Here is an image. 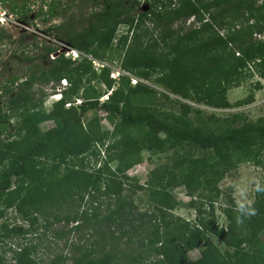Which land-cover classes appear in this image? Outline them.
Segmentation results:
<instances>
[{"label":"trees","instance_id":"obj_1","mask_svg":"<svg viewBox=\"0 0 264 264\" xmlns=\"http://www.w3.org/2000/svg\"><path fill=\"white\" fill-rule=\"evenodd\" d=\"M69 1L86 3L80 10H90L86 24L77 28L63 20L50 25L48 31L58 32L61 41L81 53L80 59L61 54L49 59L47 67L33 65L22 76L14 71L0 82V220L6 218L0 225V264H8L5 245L39 230L37 216L48 209L46 216L53 220L44 222V228L51 232L50 239H66L64 250H79L80 255L57 254L45 262L35 257V244L18 243L19 248L12 249L15 264H66L70 260L72 264H116L118 252L127 258L123 264H264V185L257 187L251 204L244 206L224 196L220 188L241 164L262 165L264 116L256 120L241 113L211 116L195 124L187 105L178 101L185 110L163 112L152 88L131 86L130 78L123 75L118 80L111 78L108 67L97 73L93 65V60L106 62L110 52L121 51L123 71L145 80L155 77L182 99L229 107L228 89L255 74L264 79V40L260 38L264 0ZM143 2L148 9L137 14ZM68 8L62 9L61 0H42L37 13L49 21ZM29 10L26 6L12 8L21 17ZM190 18L194 21L187 26ZM148 22L154 26L152 36L158 32L151 45L141 41L147 36L143 27ZM176 22L179 26L173 28ZM123 23L129 28L114 44ZM5 42L16 43L0 28V46ZM18 44V50L10 51L12 59L20 54L24 39ZM41 49L38 59L60 47L44 45ZM25 53H21L24 61L32 63L34 58ZM64 79L69 87L46 112V86L56 84L57 88ZM93 82L117 87L101 103L108 90L99 91ZM82 83L87 86L80 95ZM80 96L81 104L76 105ZM165 99L170 97L165 95ZM240 104L244 101L236 105ZM100 111L106 113L112 130L101 126ZM44 121L55 126L42 131L38 126ZM147 131L154 136L148 137ZM108 140L112 143L107 145ZM99 143L107 148H97ZM143 150L169 156V162L149 172L145 184L126 175L142 159ZM88 152L101 157L100 168L88 172L70 166L72 159ZM112 160L119 162L117 169L111 170ZM178 188H184L188 203L177 199L174 191ZM143 190L148 192L152 211L140 210L134 202ZM85 203L89 206L82 209ZM216 203L223 206V226L215 215ZM182 205L195 210L194 221L174 214ZM10 210L15 211L11 219ZM17 219L28 221L29 228L14 225ZM92 219L104 223L105 229L96 227ZM61 223L62 228H54ZM91 226L100 235L96 240L84 232ZM131 244H137L136 249L127 255ZM193 250L200 253L195 260L189 256Z\"/></svg>","mask_w":264,"mask_h":264},{"label":"rangeland","instance_id":"obj_2","mask_svg":"<svg viewBox=\"0 0 264 264\" xmlns=\"http://www.w3.org/2000/svg\"><path fill=\"white\" fill-rule=\"evenodd\" d=\"M50 1V0H47ZM68 3H71L72 6H68ZM86 3L81 4V2H70L69 0H61L62 9H67L65 12L62 13V15L59 18H54L52 20L47 19V16H39L37 11L39 7L42 5V0H7L4 2H0V28H3L7 31L8 34L12 36V39L16 41L15 44H11L9 42H5L4 45L0 46V82H3L4 79H9L12 75V73L18 72L20 73V76L25 75L28 71L29 67H36V66H42L47 67L49 66V59L55 58V53L52 54L49 57H44L42 59H38L39 53L42 51L41 47L44 45H54L60 47V52L65 51L64 55L67 58H70L72 60L80 59L81 53L77 51H71L69 52L68 48L69 46L67 43L61 41L58 36V32H51L48 31V28L52 24H59L63 20L67 22L68 24L74 25L77 28H80L82 25V22L86 24L88 13L90 12L89 9L85 8L84 11L82 10ZM17 5L20 7H28L29 13L27 16H22L21 14L16 15L15 12L12 11V8ZM92 5V2L88 4V6ZM148 5L146 3H142L141 6L136 11L137 14L139 11L147 10ZM16 11V9H15ZM86 13V14H85ZM194 19L190 18L188 22L186 23L187 26L192 25ZM179 26V22H176V24L173 26V28H177ZM153 24L148 22L143 27V33L147 32V36H143L141 38V41L146 42L145 45H151L153 42V39L157 37L158 32H155V35H153ZM129 28V25L126 23L121 24L118 27V31L116 33L114 44L117 42L116 40L119 38V36L127 31ZM140 32V31H139ZM138 32V33H139ZM153 32V33H152ZM136 34L134 35V37ZM133 37V38H134ZM137 37V36H136ZM260 37V36H259ZM24 39V44L22 45L20 49V54H17V57L15 59H12L10 56V51L12 50H18L21 44H18L21 39ZM139 38V37H138ZM264 40V32L260 37ZM133 40V39H132ZM8 41V39H6ZM162 44V43H160ZM35 45L38 47L36 48ZM159 46V44H158ZM26 52L27 56L33 57L34 61L31 63L29 61H24V57H22L21 53ZM114 52V51H113ZM25 53V54H26ZM124 52L116 51L114 53L110 52L109 54V60L106 62H100L97 60H93V65L97 73L101 72L102 67H108L110 69V77H115L116 80L119 79L121 75L130 78V85L136 86L137 84H143L150 88H152L157 95L155 100L157 104L159 105L161 111L163 112H173L178 114L183 109L181 108L182 105H187L189 107V119L195 124L199 123L200 120L208 121L209 117L214 116L218 118H226L227 116L231 114H243L248 119L256 120L259 117L264 116V79L260 78L257 74H255L253 77L247 78L246 81H244L240 86L233 87L231 89H228L226 92V99L230 103L229 107L226 108H214L210 107L208 105H204L202 103H196L190 100L182 99L179 96L171 93L169 90H166L164 86L159 84L155 77H152L149 80L142 79L140 77H137L134 74L125 72L121 69L120 64L121 60L123 58ZM23 59V60H22ZM113 75V76H112ZM260 83L259 85L257 83ZM68 83V81H67ZM53 84H50L49 86H46L45 92L48 94L45 102H44V110L46 112L51 111L53 104L62 96L60 94V89L63 87V82H60L59 85L54 84V87L51 86ZM70 84L66 86L69 87ZM94 87L98 89L99 91H103L105 93L106 90H108L102 97L101 100H106L107 95L117 87L115 85L112 89L107 88L104 84L93 82ZM61 86V88H60ZM85 83H82L79 85L80 90L78 91L79 94L83 93L82 89L83 87H86ZM165 95L169 96L170 99H165ZM4 99V98H3ZM248 99L250 101H248ZM82 98L81 96L76 100V105L81 104ZM178 101L181 104H178ZM244 101V104L236 105L238 102ZM1 104V101H0ZM94 113H90L89 116H92ZM98 117L102 119L101 126L112 130V126L109 124L107 119L105 118V112L100 111L98 112ZM55 124L52 121H44L39 124V129L42 131H46L52 127H54ZM146 135L148 137H153L154 133L147 131ZM115 140V139H113ZM112 141L105 142V144H111ZM104 144V145H105ZM98 147H102L103 149H106V145L103 146V144L99 143L97 145ZM85 155L82 157L74 158L70 162V166L75 165L76 167H82L88 172H93L95 169L100 168L102 166V159L101 157H94L93 155ZM169 162V156L163 155V154H154L151 152H148L146 150L142 151V159L139 161V163H136L132 168H130L127 172L131 179L138 180L141 184H145L147 181L149 172L156 166L161 165L163 163ZM119 166V162L117 160H112L110 163L111 170L117 169ZM127 183H132L131 180L127 181ZM264 185V155L262 157V165H255L253 163H244L238 166L236 171L232 176L226 177L221 183L220 188L224 193V196L228 197L229 199H233L235 203H237L240 206L249 205L251 204L253 197L255 195V191L259 185ZM125 191L123 192V194ZM175 196L179 201H182V203H188L190 201V197L186 194L184 188H178L174 191ZM106 201H109L106 197ZM111 201H114L115 198H111ZM135 204L139 207L140 210H146V211H152L153 207L151 203L148 201V192L146 190H143L139 192L135 198H134ZM89 205L88 203H85L82 205V209L87 208ZM223 206H219L218 203H216L215 207V215L217 217L218 223L220 226H223L226 224V219L224 215L222 214L221 208ZM104 205L102 206V211L104 213ZM51 210L48 209L46 214H38L37 217H39L40 220V227L39 230L32 231V233L27 236H21L18 237L15 240L10 241L8 244L5 245L4 249L7 250L6 252V258L8 261V264H15V261L12 260L13 257V250H17L19 248L18 243H33L35 244V257H37L40 261H47L49 258H53L57 254H65L68 258H70L72 255L75 257H78L80 255L79 250L75 252L74 250H71L70 248H65L64 250V243L66 239H50L49 236H51V232L47 231L48 229L44 228V222L52 221L53 218L51 216H46ZM11 214H15V211L10 210L8 213V218L11 219ZM174 214L177 216H180L186 221H194L196 218V212L193 208L180 206L175 211ZM53 216V215H52ZM6 218L0 220V225L5 221ZM93 223L98 226L99 229H105L104 223L99 224L96 220H91ZM14 225L17 226H23L25 229L29 228L28 221H20V220H14ZM99 222V221H98ZM58 224L55 225L54 228H62V225ZM74 225V224H73ZM68 227H66L67 229ZM85 233H91L93 235V240L97 239L98 233L96 234L95 229L93 230V226L88 227L84 231ZM119 231H117L118 233ZM71 239L74 238V235L70 236ZM217 244L223 248L222 245L218 243L216 239H214ZM125 239L122 241V245L120 248L125 249L126 244H123ZM136 245H132L127 249V255L131 254L132 249H136ZM97 249L99 247H96ZM11 249V250H10ZM13 249V250H12ZM99 251V250H98ZM97 251V252H98ZM125 254V253H124ZM118 261L116 264H123L124 261L127 260V258L124 257L123 252H118ZM189 256L192 260L197 259L200 256V253L198 250H193L189 252ZM66 264H72V261L66 262Z\"/></svg>","mask_w":264,"mask_h":264},{"label":"clouds","instance_id":"obj_3","mask_svg":"<svg viewBox=\"0 0 264 264\" xmlns=\"http://www.w3.org/2000/svg\"><path fill=\"white\" fill-rule=\"evenodd\" d=\"M130 36H131V32H130ZM130 38H131V37H130ZM69 49L71 50V47H69ZM60 50H61V49H60ZM60 50L57 51V52L55 53V58L58 57L59 55L65 53V51L60 52ZM71 51H74V52L77 53V50H75V49H73V48H72ZM71 51H69V52H71ZM112 76H113V75H112ZM112 78H115V77H112ZM61 82H63V84H64L62 88H61V86H60V88H61V89H60V94L62 95V90H63L64 88H66V86L68 85V83H67V80H65V79L62 80ZM110 93H111V92H110ZM110 93H109V94H110ZM109 94H108V95H109ZM108 95H107V97H106V100L108 99ZM61 99H62V96H60V98H59L56 102L60 101ZM106 100H101V99H100V102L103 103V102H105ZM67 106H69V104H67ZM105 118H106V113H105Z\"/></svg>","mask_w":264,"mask_h":264},{"label":"bare ground","instance_id":"obj_4","mask_svg":"<svg viewBox=\"0 0 264 264\" xmlns=\"http://www.w3.org/2000/svg\"><path fill=\"white\" fill-rule=\"evenodd\" d=\"M68 50L70 51V49L68 48Z\"/></svg>","mask_w":264,"mask_h":264}]
</instances>
